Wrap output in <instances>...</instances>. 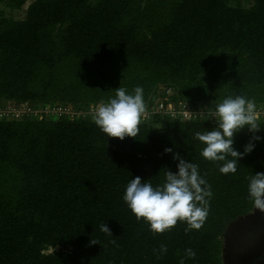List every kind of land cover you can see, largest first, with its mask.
Returning a JSON list of instances; mask_svg holds the SVG:
<instances>
[{
    "label": "trees",
    "instance_id": "obj_1",
    "mask_svg": "<svg viewBox=\"0 0 264 264\" xmlns=\"http://www.w3.org/2000/svg\"><path fill=\"white\" fill-rule=\"evenodd\" d=\"M28 1L0 4L16 11ZM138 86L144 102L166 86L176 101L264 103V0H33L24 18L0 7V105L85 110ZM159 117L140 118L123 140L91 115L1 118L0 264H223L227 225L254 208L248 178L264 172V122L236 134L237 150L254 148L225 175L194 138L215 120L153 125ZM175 153L210 185L208 215L198 230L178 221L153 233L124 202L125 187L135 176L163 185Z\"/></svg>",
    "mask_w": 264,
    "mask_h": 264
},
{
    "label": "clouds",
    "instance_id": "obj_2",
    "mask_svg": "<svg viewBox=\"0 0 264 264\" xmlns=\"http://www.w3.org/2000/svg\"><path fill=\"white\" fill-rule=\"evenodd\" d=\"M144 112L141 87H136L131 93L117 87L115 96L108 103L96 107L93 120L108 138L123 140L126 136L136 137ZM211 117L215 118L216 126L194 134V138L204 145L200 155L208 161H222L219 167L221 174H235L239 160L254 148L250 141L244 145L243 151L237 150L234 147L236 134L244 129L255 133L261 128L257 124L256 105L241 95L228 96L214 104ZM261 139L260 136L252 137L256 141ZM164 151L171 152L172 149L165 148ZM174 159L178 161L177 170H167L163 185L153 187L150 182L135 176L125 187L124 202L138 220L143 219L149 225L153 233H163L178 221L185 222L187 230H198L208 215V198L212 191L198 165L183 159L178 153L174 154ZM247 190L254 209L264 211V172L253 173L248 178ZM100 230L111 234L106 223L100 225ZM161 250L166 251V248L162 246ZM186 253L189 257L195 256L191 249Z\"/></svg>",
    "mask_w": 264,
    "mask_h": 264
},
{
    "label": "rangeland",
    "instance_id": "obj_3",
    "mask_svg": "<svg viewBox=\"0 0 264 264\" xmlns=\"http://www.w3.org/2000/svg\"><path fill=\"white\" fill-rule=\"evenodd\" d=\"M33 0H29L24 8L12 11L4 4L7 15L11 14L16 18H24L27 6ZM240 2L242 5L249 6L253 0H235V4ZM164 91L160 92L161 94ZM157 97V95H156ZM160 97L155 98L157 101ZM190 102V101H189ZM194 108H200L204 112L212 111L215 100L191 102ZM169 118V117H168ZM167 116L159 117L160 121L154 123L155 126H165L168 120ZM223 264H264V211L254 209L247 215L238 217L231 221L222 237ZM53 248L50 249L52 251Z\"/></svg>",
    "mask_w": 264,
    "mask_h": 264
},
{
    "label": "built area",
    "instance_id": "obj_4",
    "mask_svg": "<svg viewBox=\"0 0 264 264\" xmlns=\"http://www.w3.org/2000/svg\"><path fill=\"white\" fill-rule=\"evenodd\" d=\"M164 91L162 94L160 92ZM160 97L157 101L156 97ZM174 92L171 87L160 86L159 90L145 102V112L142 119H151L156 115L167 116L170 119L197 120L208 119L211 111L204 112L194 108L188 101H176L173 98ZM256 117L258 122H264V103H255ZM95 108L78 109L66 104L48 105L35 108L29 103L14 104L11 106L0 105V119H21L26 116H55L70 119H79L87 115L94 116ZM215 120L214 117L209 118Z\"/></svg>",
    "mask_w": 264,
    "mask_h": 264
},
{
    "label": "crops",
    "instance_id": "obj_5",
    "mask_svg": "<svg viewBox=\"0 0 264 264\" xmlns=\"http://www.w3.org/2000/svg\"><path fill=\"white\" fill-rule=\"evenodd\" d=\"M246 215H247V214H246ZM242 216H243V215H242ZM242 216H241V217H242Z\"/></svg>",
    "mask_w": 264,
    "mask_h": 264
}]
</instances>
